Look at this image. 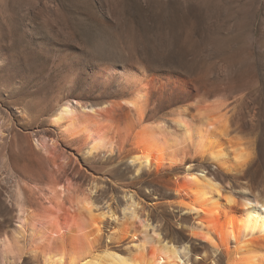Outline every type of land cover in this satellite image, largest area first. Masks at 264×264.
Returning a JSON list of instances; mask_svg holds the SVG:
<instances>
[{
	"label": "rangeland",
	"instance_id": "rangeland-1",
	"mask_svg": "<svg viewBox=\"0 0 264 264\" xmlns=\"http://www.w3.org/2000/svg\"><path fill=\"white\" fill-rule=\"evenodd\" d=\"M106 66L185 76L183 87L169 81L152 91L160 104L146 119L157 113L169 125L178 107L217 104V118L225 117L249 153L243 175L187 149L176 155L181 162L136 172L126 136L135 120L121 103L126 90H115L120 75L104 74ZM63 97L74 107L94 97L122 107L92 128L100 140L92 153L85 136L51 123L49 111ZM186 165L204 169L236 201L245 186L264 195V0H0V264H40L14 231L34 219L45 238L38 248L57 236L67 257L86 247L151 248L146 219L167 241L187 245L189 264H229V250L203 254L204 240L190 233L200 218L183 211L188 195L176 191ZM127 191L137 215L122 222ZM87 198L94 213L109 210L118 220L98 224L83 207Z\"/></svg>",
	"mask_w": 264,
	"mask_h": 264
},
{
	"label": "bare ground",
	"instance_id": "bare-ground-1",
	"mask_svg": "<svg viewBox=\"0 0 264 264\" xmlns=\"http://www.w3.org/2000/svg\"><path fill=\"white\" fill-rule=\"evenodd\" d=\"M104 74L111 76L119 74L118 88L116 87L115 90H126L121 103L130 108L135 120L132 124L133 128L127 127L131 129L130 132L127 134V131L125 132L127 142L130 141V144L135 146V149L131 150L128 162L135 167L136 172L147 169L156 171L181 162L182 160L179 161L180 158L178 159L176 155L180 150L187 149L225 173H231L234 177L243 175L241 168L247 162L249 153L239 140L236 130H231L225 117H223L225 122H222L221 117L217 118V112L219 114L217 104L196 103L193 111H189L185 105L178 107L175 109V114L172 112L171 117L173 114L174 116L168 121L172 126L166 124L161 116H155L157 113L154 115L152 113L151 117L146 119V115L150 113L148 110L151 111L152 108L157 112L158 109L155 108L160 104L158 99L153 98L152 91L164 87L169 81L183 87L187 83L185 76H177L172 72L162 75L155 70H150L147 74L142 67L136 72L117 71L112 66H106ZM100 88L101 92L106 90L105 86ZM92 100L88 104L76 101L75 106L78 107L77 110L79 109L77 111L70 103V98H59L48 114L51 123L69 136L77 134L85 136V141L90 142L85 153H92L100 148V140L95 137L92 128L99 127L101 121L103 123L111 121L122 108L120 105L113 106L97 97ZM88 111L90 114H87ZM110 151L112 150L108 152ZM190 168L191 165L185 166V181L178 183L176 191L181 189L188 195V199L180 200V204L184 207L183 211L194 213L195 217L200 218L192 226H188L193 237L204 240L201 242L202 253L209 252L215 257L219 251L225 249L229 250L226 260L229 264H264V195L253 192L245 186L240 189L244 196L240 201H236L233 193L224 192L223 186L216 179L208 176L204 169L197 168L192 171ZM123 193L124 203L119 209L122 222L132 220L137 215L136 202L132 195L128 191ZM83 203L87 213L93 219L100 220L98 224L106 216L118 220L109 210L94 213L89 198ZM37 220L26 222L25 226L21 224L22 231H14L23 237L24 244L30 248L29 252L40 264H189L187 245L177 247L167 241L146 219L140 222L142 232L153 244L151 248L146 247L148 245L146 243L133 244L134 252L127 248L126 253H119L109 247L101 251L86 247L81 254L68 257L60 246L63 238L57 236H53L46 247L38 248L45 238L41 230L42 224ZM95 229L99 231V226ZM19 238L15 237L17 242ZM210 264L217 263L212 260Z\"/></svg>",
	"mask_w": 264,
	"mask_h": 264
},
{
	"label": "water",
	"instance_id": "water-1",
	"mask_svg": "<svg viewBox=\"0 0 264 264\" xmlns=\"http://www.w3.org/2000/svg\"><path fill=\"white\" fill-rule=\"evenodd\" d=\"M151 68H152V70H155V71H165V72H169V70H167V69H161V68H155L154 69L153 67H151Z\"/></svg>",
	"mask_w": 264,
	"mask_h": 264
}]
</instances>
